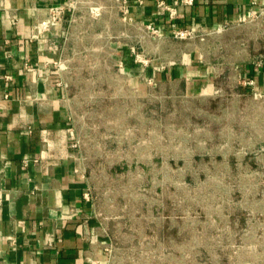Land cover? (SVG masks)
<instances>
[{
    "label": "rangeland",
    "instance_id": "1",
    "mask_svg": "<svg viewBox=\"0 0 264 264\" xmlns=\"http://www.w3.org/2000/svg\"><path fill=\"white\" fill-rule=\"evenodd\" d=\"M154 1L167 21L144 17L145 0H70L59 20L55 66L107 264H264V4L200 29ZM193 50L210 89L153 77Z\"/></svg>",
    "mask_w": 264,
    "mask_h": 264
},
{
    "label": "crops",
    "instance_id": "2",
    "mask_svg": "<svg viewBox=\"0 0 264 264\" xmlns=\"http://www.w3.org/2000/svg\"><path fill=\"white\" fill-rule=\"evenodd\" d=\"M69 1L0 0V264L108 261L107 234L92 212L72 143L66 89L55 66L61 21L42 33L36 30L49 6H68ZM165 1L176 7L178 25L200 29L242 20L253 2L264 4ZM150 3L141 6L143 16L167 21V12L154 0ZM151 73L156 80L183 81L190 94L212 86L211 71L197 50L184 54L178 65Z\"/></svg>",
    "mask_w": 264,
    "mask_h": 264
},
{
    "label": "built area",
    "instance_id": "3",
    "mask_svg": "<svg viewBox=\"0 0 264 264\" xmlns=\"http://www.w3.org/2000/svg\"><path fill=\"white\" fill-rule=\"evenodd\" d=\"M64 10L65 6L63 4L49 6L45 17L39 21L38 25H36V30L39 33H42V31L53 27L60 20Z\"/></svg>",
    "mask_w": 264,
    "mask_h": 264
}]
</instances>
